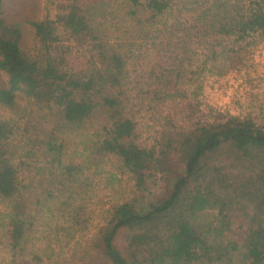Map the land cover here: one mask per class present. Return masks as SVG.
Listing matches in <instances>:
<instances>
[{"label": "trees", "instance_id": "1", "mask_svg": "<svg viewBox=\"0 0 264 264\" xmlns=\"http://www.w3.org/2000/svg\"><path fill=\"white\" fill-rule=\"evenodd\" d=\"M248 1L245 8L238 0H64L55 21L32 24L39 47L27 55L20 26L5 20L0 0V71L8 79L0 106H14L15 94H22L40 112L23 127L0 122V197L12 200L15 211L5 228L14 261L264 264V128L226 115L211 124L199 118L178 125L191 107L177 85L192 54L190 38L200 35L208 47L199 74L217 76L231 69L228 59L240 62L264 39V0ZM72 49L84 55L80 70L64 64ZM234 49L236 58L221 60L218 52ZM154 56L159 63L142 75L148 90L127 102L137 87L129 79L131 65L150 66ZM140 100L142 123L125 109ZM142 129L155 131L152 141L141 138ZM67 132L84 137L82 162L65 151ZM84 171L87 195L94 175L105 176L107 185L125 177L135 191L110 207L89 244L81 240L91 220L87 197L69 203L73 187L84 186ZM30 172L42 179L25 184ZM153 186L158 196L147 204ZM49 204L42 230H35L33 211L38 215ZM30 234L44 235L45 248L33 243L28 250L35 242Z\"/></svg>", "mask_w": 264, "mask_h": 264}, {"label": "rangeland", "instance_id": "2", "mask_svg": "<svg viewBox=\"0 0 264 264\" xmlns=\"http://www.w3.org/2000/svg\"><path fill=\"white\" fill-rule=\"evenodd\" d=\"M61 2H64V0H3L5 20L8 23L18 24L20 26V46L23 51H25V54L35 55L38 52L39 46L37 40L34 38L32 24L39 23L46 18L55 21L57 6ZM238 2L241 3V7L245 6L246 8L249 5L248 0H238ZM190 39L193 40L190 47L192 54L187 56L186 62L184 61L187 69L185 73L183 71L181 72L184 73V77L179 80L181 83L177 85L178 87L181 85L185 90L191 107L186 108L182 111V114L179 115L182 121H180L178 125L186 126L188 120L192 122L199 118H201V121L210 118L209 124H211L215 119L226 115L240 119H250L257 126L264 128V39L257 40L250 48L248 47L246 49L247 53L241 55L242 59L240 62L236 61V63L230 65L228 59L226 62L231 69L223 76H217V74L211 75L208 72L199 74L201 73L200 66H202L201 64L208 53V47L206 42L201 40L200 35L192 36ZM240 44L242 47L246 46L244 43ZM218 54L221 60H224L225 57H237L235 49L232 52L230 51L228 55L222 54L221 51L218 52ZM59 56L60 60L61 55ZM83 56V53H77L72 49L65 53V55L63 54L62 58L65 60L64 64H67L74 70H80L84 67ZM151 59H153L152 61H157L153 64L151 63L150 66H148V61L143 62L141 67L131 65L135 67V69H133L135 73H132V77L131 74H129V79L132 81V85H136L137 87H135L132 92H129L131 95H129V100L127 102H133L135 98H138V95H142L143 91L148 90L147 88L145 89L147 82L144 81L142 75L152 71V69H154V64L159 63L158 57L154 56L151 57ZM221 60L218 59L217 64H219ZM164 62H166V60L160 61L161 64ZM213 72L217 73L216 70H213ZM7 85L8 79L6 75L0 71V88H5ZM15 95L14 106L10 108L0 106V122H12L17 124L15 127H23L29 120L28 116H31V118L35 120L40 116V112L25 95ZM140 103H142V100L135 101L132 105L127 104L125 105V109L127 111L131 110L137 120L139 118V122L142 123L144 112L140 109ZM133 105H136L134 110ZM175 110L178 111V108H175ZM16 130L19 132L20 129L18 128ZM142 131L141 138L147 139L148 142L152 141L155 131H145L143 129ZM73 136L74 135L70 132L66 133L69 145L68 148H65V151L67 150V154L74 157V162H82L86 153H83L84 146H82L83 142L80 144V139L84 140V137L77 136V139ZM45 164H47V162L44 160L43 165ZM30 173H32L31 177L27 176V173L25 174L27 176L25 184H30L31 182H36L38 179H42L40 176H36L34 174L35 172ZM44 175L47 176L46 174ZM88 175V171H84L80 177L82 182L84 181V186L80 184L77 187H73L75 188L74 194L71 201H69L70 205L72 204L74 206L75 204L77 206L82 204L83 199L87 197L86 207L91 215L88 219L91 220L87 225L89 228L84 233L85 235H81V240L84 244H89L91 242L89 240L92 238L94 229H99L105 224L110 207L121 203L124 199L133 198L135 194V191L131 189L132 182L125 177H120L119 182L107 185L105 176L94 175L90 176L92 193L88 192L87 195L85 190H87L86 182ZM32 186L35 187L36 183L32 184ZM156 189L157 188L154 186L151 188L153 196L146 199L145 203L148 204L150 200L158 196L155 192ZM59 193L58 197L60 195L64 196L66 199L68 196L65 191H59ZM89 195L90 197L88 198ZM11 202L12 200L10 199L8 200L0 197V264H12V262H14L13 264H21L19 259L14 261V254L16 251L11 249L10 243L8 242V228L5 229L15 213L13 206H11ZM50 205L51 204L46 207L44 206L42 209L39 208L41 210L38 215L33 211L35 218H37V227L34 228L35 230H42L39 223L42 221V218H46L49 215L46 209L50 207ZM143 206L144 203H140L139 205L136 204L135 208L139 211ZM237 234V242L241 244L242 238L239 232ZM30 236L34 238L35 242L33 241L26 244L28 250H30L33 243L35 244V248L39 249H44L47 245L43 239L44 235L30 234ZM30 255V258L34 257L33 254ZM55 259V257H50L49 260L55 262Z\"/></svg>", "mask_w": 264, "mask_h": 264}]
</instances>
